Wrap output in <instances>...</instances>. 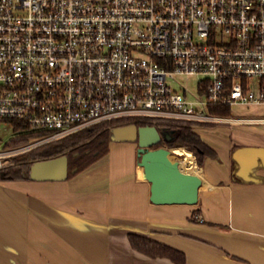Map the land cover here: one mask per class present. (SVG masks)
Listing matches in <instances>:
<instances>
[{
  "label": "built area",
  "instance_id": "1",
  "mask_svg": "<svg viewBox=\"0 0 264 264\" xmlns=\"http://www.w3.org/2000/svg\"><path fill=\"white\" fill-rule=\"evenodd\" d=\"M222 106L264 108V0H0V169L121 119L264 126Z\"/></svg>",
  "mask_w": 264,
  "mask_h": 264
},
{
  "label": "crops",
  "instance_id": "2",
  "mask_svg": "<svg viewBox=\"0 0 264 264\" xmlns=\"http://www.w3.org/2000/svg\"><path fill=\"white\" fill-rule=\"evenodd\" d=\"M195 131L217 158L197 165L193 206L151 203L135 143L110 141L108 154L72 179L0 182V264H174L135 251L129 234L183 252L185 264H264V166L253 171L257 181L245 180L232 158L264 148V126Z\"/></svg>",
  "mask_w": 264,
  "mask_h": 264
},
{
  "label": "trees",
  "instance_id": "3",
  "mask_svg": "<svg viewBox=\"0 0 264 264\" xmlns=\"http://www.w3.org/2000/svg\"><path fill=\"white\" fill-rule=\"evenodd\" d=\"M210 112L223 117L231 115V109L227 106L211 108ZM129 125H136L137 127L151 126L160 131H167L171 135V140L162 141L160 145L170 148H185L194 155L199 167L204 165L206 159L217 158L216 152L195 131L196 128L215 127L213 125L198 126L186 121L121 119L102 123L57 141L43 144L30 150L25 155L14 158L0 169V182L30 180V168L34 163L62 156L68 158L67 179H72L108 154L112 129ZM13 129L14 131H21V133L8 141L7 147L25 144L36 135L34 132H29V126L22 122H13ZM128 237L131 247L149 258H166L174 264H185L186 262L185 255L181 251L143 236L129 234Z\"/></svg>",
  "mask_w": 264,
  "mask_h": 264
},
{
  "label": "water",
  "instance_id": "4",
  "mask_svg": "<svg viewBox=\"0 0 264 264\" xmlns=\"http://www.w3.org/2000/svg\"><path fill=\"white\" fill-rule=\"evenodd\" d=\"M111 141L130 142L137 145L138 166L144 179L150 184V201L154 205H189L198 203L202 179L184 172L171 151L159 147L162 141H170L171 135L155 127L129 125L111 130ZM232 158L239 165L237 173L245 180H254L253 171L264 166V148H239ZM32 181H65L68 178V158L34 163L30 168Z\"/></svg>",
  "mask_w": 264,
  "mask_h": 264
},
{
  "label": "bare ground",
  "instance_id": "5",
  "mask_svg": "<svg viewBox=\"0 0 264 264\" xmlns=\"http://www.w3.org/2000/svg\"><path fill=\"white\" fill-rule=\"evenodd\" d=\"M172 152L178 155H182V159L179 162V167L182 171L187 172V173H192V174H195L198 172V167L195 164L191 153L185 151L182 148H174Z\"/></svg>",
  "mask_w": 264,
  "mask_h": 264
},
{
  "label": "rangeland",
  "instance_id": "6",
  "mask_svg": "<svg viewBox=\"0 0 264 264\" xmlns=\"http://www.w3.org/2000/svg\"><path fill=\"white\" fill-rule=\"evenodd\" d=\"M182 80H183V84L185 85V86H187V87H190V88H194L195 87V85H196V83H197V79L195 78V77H190V78H188V79H184V78H182ZM250 109H252V108H250ZM247 109H245V107H240V106H233L232 107V110H231V115L233 114V115H236V114H239L240 112L241 113H243V112H245ZM258 112L259 113H262L263 112V109H258ZM199 129H197V131H198ZM9 134V132L7 131V133L5 134V136H7ZM116 143H118V142H116ZM120 143H122V144H124V145H128V144H132V143H130V142H120ZM124 148H127V147H124ZM190 153V152H189ZM176 159V158H175ZM181 159L182 158H180V160L178 161V162H180L181 161ZM176 160H178V159H176ZM186 171V170H185Z\"/></svg>",
  "mask_w": 264,
  "mask_h": 264
}]
</instances>
